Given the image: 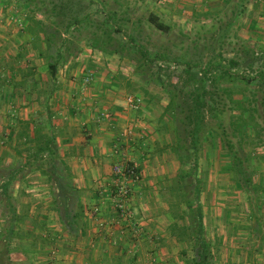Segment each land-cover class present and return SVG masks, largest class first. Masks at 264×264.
<instances>
[{
    "label": "crops",
    "instance_id": "crops-1",
    "mask_svg": "<svg viewBox=\"0 0 264 264\" xmlns=\"http://www.w3.org/2000/svg\"><path fill=\"white\" fill-rule=\"evenodd\" d=\"M260 1L147 0L143 8L171 26L169 35L193 39L197 20L200 31H208L227 8H238L228 27L243 29L236 20L247 11L242 19L253 35L258 23L252 15L264 12ZM6 25L0 24V264H147L150 253H158L160 264H186L177 258L187 250L169 230L176 222L170 215L169 179L178 169L173 133H164L155 94L148 90L154 100L147 98L136 75L143 104L127 108L124 97L133 92L122 81L132 76L114 63L124 56L93 47L51 75L44 43L38 51L31 33L22 36ZM258 27L264 32V24ZM87 70L93 80L83 87ZM124 159L142 173L128 220L107 194L112 166ZM235 189L240 198L231 199V222L223 208L213 213L200 203L204 239L215 245L213 264H264V200L255 208L253 196Z\"/></svg>",
    "mask_w": 264,
    "mask_h": 264
},
{
    "label": "rangeland",
    "instance_id": "rangeland-1",
    "mask_svg": "<svg viewBox=\"0 0 264 264\" xmlns=\"http://www.w3.org/2000/svg\"><path fill=\"white\" fill-rule=\"evenodd\" d=\"M51 3L44 5L40 8L41 11H34L33 7H28L24 0H0V24L6 23L9 29L15 30V32H20L25 36L23 33L24 30L28 33V27L30 26L33 32L39 30V24L35 23L31 19L34 18L35 20H40L43 22L44 30L49 34H54L52 36V47L49 51V57L55 56V52L62 46L66 44L69 46L73 52L72 54L68 55L67 58L60 59L59 67H63L64 64L68 62L73 56H80L81 53H85L86 50L92 49L91 46V31L93 29V25L96 23L101 26L103 21H106V15H110L112 18L110 21L107 20L105 22L106 28L112 27V24H116L121 28L120 32H112V35L121 41H126L130 37L134 39L135 43H139L144 45L150 53L151 57H154V54L157 52H166L168 54V62L165 61H155L154 64L147 65L144 64V72L146 77H150L151 80L155 76V74L161 71V68L164 70L163 72V81L169 89L175 91L177 88L179 89L180 80L184 79L182 77V65L179 64L178 60H185V61H200V64L207 62L208 60L215 59L220 57L224 58V64H227L228 58H235L238 62V65L232 69V71H242L245 74H254L255 71H258L264 67V32H260L258 26H262L264 24V12L256 13L253 18V24L258 23L254 34L252 35L253 31L248 30L246 28L249 20V16L247 15L248 12L246 11L243 14V17H239L236 21L240 23L239 26H242L243 29H235L236 27H227V23L232 20V18L236 15V11L238 8H227L225 12L217 13V19L215 17L214 21H208V24H211L213 28L209 29L208 31H200L199 28V20H195V31L197 32L196 35L186 37L185 35L181 36L177 32H173L172 35H164L160 31L156 30L146 21L145 12L149 8H143L144 4L147 0H49ZM150 1V0H148ZM262 8L261 10L264 11V0H261ZM52 7H58L55 9V12L58 14L52 13L50 10ZM43 10L49 12L42 13ZM256 10H258L256 8ZM115 13L114 16L111 14ZM86 14L90 17L91 22H88L89 27H85V22L78 26L72 25L75 22V15H78L79 18H83ZM17 17L20 19V22L24 24L25 29H20L18 24L13 21L10 17ZM48 15V16H47ZM244 17L246 21L243 23ZM199 18V17H198ZM29 21V22H28ZM234 23H237V22ZM68 22H71V26L68 29L66 25ZM27 23V24H26ZM243 23V25H242ZM203 30V29H202ZM264 30V29H263ZM11 32V30H10ZM238 33V35H236ZM240 34V35H239ZM255 34L257 36H255ZM249 35V36H248ZM32 36V35H29ZM249 38V40H248ZM67 39V41H65ZM37 44V42H35ZM62 44V45H61ZM39 48H41V44L38 43ZM43 50H45V46L42 44ZM41 50V49H40ZM76 51V52H75ZM83 51V52H82ZM21 53L24 54V51L21 50ZM46 52V55H47ZM82 55V54H81ZM75 57V58H77ZM176 57V59H174ZM45 58V57H44ZM121 61L118 60L114 61L115 65L120 66L121 70L128 74L130 79L128 80L129 85L127 82L123 84L127 88L128 92H141V85L139 84V80L135 74V63L133 60L129 59L128 57H122ZM180 58V59H179ZM46 60V59H44ZM80 60V59H78ZM76 61V59H75ZM161 63L165 67H161L159 65ZM76 64V63H75ZM76 66V65H75ZM124 73H121L123 76ZM151 74V75H150ZM175 85V90L170 85ZM242 88V84H238ZM258 84L254 83L249 85L251 89H243L245 96L251 97L252 94L255 92L256 94V102L255 105L257 106V111L255 113L256 121L258 123V129L260 128V135L259 137L263 140L262 143H258V139H256V131L254 130L250 132L253 142L255 144L245 145L244 147L238 146V138L237 136H230L231 141L235 144V149H237L238 154L241 157H246L248 155H252L250 160L247 161L248 170L251 171L253 169L254 175L253 178L257 181L261 179L264 181V108L263 104L261 103L263 100V93L257 87ZM145 86L147 90H150L153 94H155L156 98L154 102H157L156 109L160 110L163 109L168 103V93L167 90L159 83H156L154 80L150 81L149 83L145 82ZM234 89H236L237 85H233ZM167 88V87H166ZM185 89L183 90L182 96L185 97V102L180 100V103L183 107L189 105V99L185 91H189L191 89L190 85H185ZM147 98L149 95L144 94ZM238 98V95H236ZM154 100L153 98H151ZM226 110L223 113V122L227 127V132H230V128L228 126V122L230 119V115L234 114L232 110H230L231 104L226 101ZM179 107L177 111H179ZM158 112V111H157ZM210 122H214L211 120ZM166 131L164 133H170V128L165 125L164 127ZM251 131V130H250ZM255 132V133H254ZM210 137V136H209ZM171 138V137H168ZM213 143V139L210 137L207 142H204L200 155L198 158V163L196 166V170L184 180H179L178 175L181 172L180 169L187 170L193 164L192 161L185 165H180L178 160L175 158L176 162L178 163V169H176L175 177H171L169 180L170 184V193L173 194V204L170 207V215L175 216V221L180 225H188L191 224L192 220L188 215V210L185 206V198L186 196L193 197L197 201V203L203 204V207H206L207 211L209 212H221L223 208V212L225 211V216H229L231 222V213L232 210V201L231 199L234 198L236 195L235 188L232 187L230 180V174L222 170L220 168L221 164H225L227 162V158L224 155L225 152H220V148L216 147ZM206 149V151H205ZM225 151V150H224ZM189 153V152H188ZM191 154V151H190ZM169 166L173 167L171 163H168ZM167 179V178H166ZM195 181H198L200 192L197 195L194 194L193 189L195 185ZM223 181L224 185L222 186L225 191L220 193L221 198L216 199V191L219 188V182ZM181 183V184H180ZM221 187V186H220ZM262 199L264 200V195H261ZM240 198V197H235ZM259 197L253 195V202L255 204V208L259 207ZM261 200V199H260ZM206 202V203H205ZM202 208V205H201ZM243 210V209H242ZM242 221H246V216L241 217ZM231 227L228 223H226L225 230L229 235ZM229 236L227 237L228 240ZM231 239V238H229ZM177 242L180 244L182 249L187 250V255L179 254V258L177 260L184 261L186 264H193V258L197 256V245L194 244L193 240H189L186 235L183 238L177 239ZM211 244V243H210ZM210 257L209 262L213 264L215 262V245H210ZM146 262L148 264L150 258H154L156 264H160L158 259V253H150L149 255L146 254Z\"/></svg>",
    "mask_w": 264,
    "mask_h": 264
},
{
    "label": "trees",
    "instance_id": "trees-1",
    "mask_svg": "<svg viewBox=\"0 0 264 264\" xmlns=\"http://www.w3.org/2000/svg\"><path fill=\"white\" fill-rule=\"evenodd\" d=\"M24 1L28 7H33L34 11H41L40 8L42 6L47 5L48 2L49 4L51 3L49 0ZM57 8L52 7L50 11L58 14L55 12ZM44 12L47 13V11L43 10L42 13ZM47 14L50 13L48 12ZM114 15L115 13L111 14V16ZM89 16L86 14L83 18H79L78 15H75V22L72 25L80 26L85 22V27H89L87 25L88 22H91ZM105 17L108 21L112 19L110 15H106ZM31 20L39 24V30L36 32H33L30 26L28 27V32L31 33L34 40L33 46L39 51L41 48H39L38 43H44L45 50L41 51V55L45 57L51 75H55L60 59L65 60L73 51L66 44H61L62 46L55 52L56 55L49 57L50 54L47 51L52 47L51 38L54 34H49L44 30L42 21L35 20L34 18ZM107 20L103 21L101 26L96 23L93 25L91 46L104 52L117 53L128 57L135 63V74L138 77L142 78L146 83L154 80L167 90L168 103L163 108L162 117L166 119L163 126L167 125L173 133L172 153L180 165L188 164L190 161L193 162L192 166L187 170L180 169L181 172H179L178 179L182 181L196 170L201 147L211 137L214 145L220 148V152H225L224 155L228 160L225 164H221L220 168L230 174L232 184L238 190L246 192L249 197L256 195L259 197V201L260 199L262 200L261 195H264V181L262 179L260 181L255 180L253 178L255 170H248L247 161L250 160L252 155L247 154L246 157H241L237 149H235V144L231 141L230 136H237L238 146L244 147L245 145L255 144L250 132L257 130L259 127L255 117L257 111L255 102L257 98L255 92L251 97L245 96L246 94H244L243 89L254 90L249 85L258 84L257 87L262 91L264 100V67L251 75L245 74L242 71H232L238 65V61L235 58H228L226 60L227 64H224L225 59L220 57V54L217 60L211 59L203 64H200V61L190 62L181 59L177 62L182 65V77L184 79L180 80L181 85L179 89L175 85L169 84L174 90L175 87L177 88V90L173 91L163 81L162 71L165 69L161 68V71L157 72L152 78L153 80L150 77H146L143 70L144 64L151 65L155 61L168 62V54L162 51L157 52L154 54V57H151L147 48L142 44L135 43L133 38L130 37L126 41L118 40L112 35V32H120L121 28L116 27V24H112L113 28H106L105 22ZM146 21L164 35H169L172 32L171 26L162 22L152 13L146 16ZM229 25L230 22L227 23L226 30L229 28ZM70 26L71 22H68L65 29H68ZM22 29L25 28L23 27ZM179 34L183 36L181 32ZM159 65L165 67L161 63ZM126 82L129 85V82ZM187 84L191 87L189 91H185L189 99V105L183 107L180 100L185 102V97L184 95L182 96V93H184L183 90ZM238 84H242V88ZM233 85H237L236 89H234ZM143 91L149 95L150 99L153 97L148 93L147 89ZM236 95H238V98ZM226 101L231 104L229 109L233 112L235 111L234 114L230 115L228 122L229 133L222 120V115L226 110ZM261 103L264 108V101ZM178 107L180 108L179 111H177ZM211 120H214V122H210ZM260 131V128L256 131V139L260 141L258 143L263 142L259 137ZM195 182L193 192L198 196L200 192L199 182ZM185 206L192 220L191 224L180 225L174 222L170 224L169 230L177 239H181L186 235L189 240H193L194 244L197 245V256L193 258V264H209L210 248L209 243L204 239L201 205L192 196L189 198L186 196Z\"/></svg>",
    "mask_w": 264,
    "mask_h": 264
},
{
    "label": "built area",
    "instance_id": "built-area-1",
    "mask_svg": "<svg viewBox=\"0 0 264 264\" xmlns=\"http://www.w3.org/2000/svg\"><path fill=\"white\" fill-rule=\"evenodd\" d=\"M13 19L19 28L22 29L24 24L20 22L17 17H10ZM93 80V72L87 70L82 75V86L87 87ZM124 103L127 108L138 110L143 104V97L136 93H127L124 97ZM131 133V130H128ZM121 153L120 151H118ZM112 181L110 187L107 189V194L118 216L123 220L131 219L133 213L129 210L128 204L133 195V185L141 180L142 173L136 162L131 160L116 161L112 166ZM94 211H97L95 208ZM54 253V252H53ZM154 258H150L148 264H156Z\"/></svg>",
    "mask_w": 264,
    "mask_h": 264
}]
</instances>
